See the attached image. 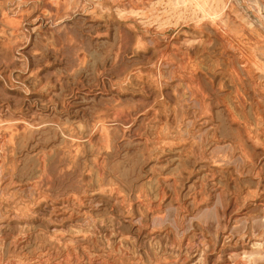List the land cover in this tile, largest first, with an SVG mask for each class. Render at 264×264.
Segmentation results:
<instances>
[{
	"label": "rangeland",
	"instance_id": "rangeland-1",
	"mask_svg": "<svg viewBox=\"0 0 264 264\" xmlns=\"http://www.w3.org/2000/svg\"><path fill=\"white\" fill-rule=\"evenodd\" d=\"M0 264H264V0H0Z\"/></svg>",
	"mask_w": 264,
	"mask_h": 264
}]
</instances>
